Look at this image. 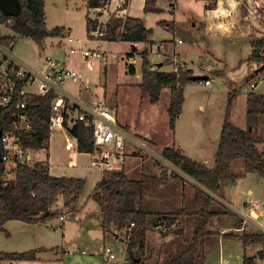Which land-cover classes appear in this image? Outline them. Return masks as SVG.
<instances>
[{
    "label": "rangeland",
    "instance_id": "obj_1",
    "mask_svg": "<svg viewBox=\"0 0 264 264\" xmlns=\"http://www.w3.org/2000/svg\"><path fill=\"white\" fill-rule=\"evenodd\" d=\"M196 1L201 2L206 11L216 8L214 0ZM189 3V0L184 1V8L181 13L178 14V20L182 26L177 28L175 32L168 28H161V30L153 31L152 39L157 42L161 41L160 44L165 46L162 50L163 53H165L169 47L163 42L164 40L182 39L185 43L177 45V47L180 51H183L185 56L188 57L187 59L190 60L194 57V51H197V49L192 48L191 46L190 31L194 28L193 22L191 19L188 21L187 17L189 14H196L197 12L189 13ZM249 3L252 9V0H250ZM233 5V7H229L231 9L235 8L236 15L234 14L233 17L228 16L229 19H226V21H230L232 17L233 22H238L235 24L236 29H239V26L244 27L247 25L248 21H250L249 17L251 15L252 26H254L259 20L255 16V13L251 14L249 8L244 4H240L239 0H236ZM253 5L258 11L260 10V7L256 6V4L253 3ZM242 6L245 7V13L244 10L241 9ZM239 7H241L240 10L243 14L238 12ZM87 12L88 8L83 0H79L78 5L76 4V0H47V27L57 28L65 26L66 28L70 26L71 29H67L69 32H66V34H71L70 36L74 39L81 40V43L83 44V46L80 47L81 49H99L102 52H107V63L94 58L85 61L81 53L71 55V63L78 67L83 79L74 85L78 86L84 84L85 87H89V93L93 97L105 101L108 106L114 109L116 108L117 111H119V117L121 119H128L133 126H137L139 129L147 131L152 135V139H145L144 136L135 134L133 129L127 127L132 135L137 138L145 139L154 150L152 152L147 150L140 152L133 151L132 148H129L122 169L127 177L132 180H139L147 177L150 182V186L147 188L144 198L142 199L140 196L136 197L138 206H141V204L143 206L148 205L153 211H159L149 217V230L147 233L149 245L143 253L139 249L138 244L135 243L132 248V255L134 257V259H132L130 256L127 257V250L125 247L127 229L120 230V240H113L114 238L112 235L113 239H110L111 237L109 238L108 234L107 236L106 234L104 235L105 231H103L101 226L87 222V218H84L83 220L82 217H77L71 215L68 211H64L62 214L66 217L64 221H62L59 216L49 221L47 225L43 227L47 232V235L44 237L45 246L51 249L50 252L53 250L52 254H50V252H47L48 254L38 253V257L33 260H4L0 261V264H46L48 258H51L54 261V264H106L107 261L105 260L103 252H105L107 246L113 247L117 255V259L110 264H162L166 257L165 251L167 247L172 245L174 248L178 236L184 238L189 237L190 235L188 233L193 230L192 222H188L185 217H179L173 222H169L168 218L170 212L175 211L177 208H181L184 203L192 201L195 197L197 187H201L197 182L187 176L180 169V166L171 164L162 156V149L166 146H171L168 145L171 140V132H169L171 128L169 126V120L165 109L166 104L169 102L171 91L169 88L165 90L160 102L161 104L158 108H155L156 106H147V110L144 109V111L141 112L144 108L143 101H140L142 94L138 93L137 89H135L136 87L133 88L131 85L133 84L135 86V82L142 81V72L141 76H132L128 74L130 73L131 65L133 67L136 65V67L140 69L142 65L140 53L145 49L149 51L151 66H155L156 63L161 61V59L155 54L156 51H154L151 57L152 50L148 45L144 46V48L140 46L137 48V53L134 55V57H140V60H134V65L131 64L134 62H129V55H133L135 51L132 50L127 43L98 41L104 38L107 29L106 22H104L106 18L102 20L101 17L100 19L98 11L93 12V18H99L97 20V22L99 21L98 24L93 23V28L96 30L99 29V32H96L94 36V38L98 40H91L87 30ZM113 16L114 15H111V17ZM111 17H109V19H111ZM93 18L92 21H94ZM227 22L225 23L226 26ZM0 29L1 33L4 30L9 34V30L5 29V25L0 24ZM66 34L64 33L62 38L56 37L48 39L44 45L45 49H40V47L30 38L18 37L13 47V53L17 59L31 65L38 62L37 58L41 52H43L42 56L45 53V55L61 59L64 57L63 50L51 48L50 46H52L51 43L56 45L59 44L60 41L67 36ZM61 43H64V41ZM231 47L232 46L227 45L222 48V51L226 54L227 58L233 59V62H231L230 65L234 66L238 64V60L242 56L239 54L235 55ZM255 63L258 65L257 67L260 66L258 62ZM261 77L264 78V74H261ZM238 80L239 97L244 101L245 94L252 90V83L259 84L255 91L264 92V83H260L259 78H255L252 83L245 82V80H241L240 77H238ZM228 84L227 87L229 88ZM194 87L191 88L193 95L199 100L200 104H203L204 106V111L202 113L199 111L197 112V109L194 111L197 112L198 117H200V115L203 118L207 117L212 128L216 123L218 116L217 110L221 105L219 91L225 90L226 88L224 87V84L219 81L213 82L211 88L201 86L198 83H196ZM145 97L146 96H142V99ZM63 131L64 130L61 129H55L52 133L51 155L53 156L55 165L52 172L53 174L78 176L85 179L86 185L80 203L77 206V209H80V211H82L81 213H83L86 207H90V205H94L95 203L90 199V195L94 192L97 182L101 180L103 169L95 167L92 164L94 157L91 153L82 155L79 154L77 149L75 150V147L72 149L71 142L67 144V138L73 139L72 135L70 132ZM259 136H264V131L260 132ZM32 156L34 157V154ZM210 158L209 165L213 168L215 158L213 156ZM33 163L35 162H32L30 165H33ZM41 163L45 164V162ZM236 167L237 165L234 166V172L237 173L240 169H237ZM243 167L244 166H242V168ZM8 177L11 178L12 176ZM230 181L223 182L218 194L214 195L216 201L225 206L228 213L219 218L212 219L209 223L208 229L217 232L227 230L224 237L231 240H226L224 241L225 244H220L217 247V251L218 253H220V251L224 252L227 256L233 254L236 262L234 264H240V261L238 260L242 259L244 253V246L241 244L243 243L241 237L244 234L259 235L261 232L258 228L252 226V224L248 223L244 226L242 220L240 221L237 220L238 218H234V209L235 211H243L244 209L242 210V208L246 206V202H258L264 209V175H260L258 172L248 173L247 177L242 176L237 180V187H233ZM182 187H184V189ZM250 188L255 192L252 197L247 194V191ZM223 196L225 199L229 198L232 200L233 206L227 205L226 201L222 198ZM59 201H63V199H60ZM85 203H87V206ZM83 205L84 207L82 208ZM63 209L64 207L62 210ZM260 223L264 226V217L260 218ZM23 225L25 224L14 222L9 228L7 227L12 235L3 231L0 232V252L21 253L18 250L24 245L31 246L33 249L36 248L34 247L36 246V236H38L36 230H31L32 234H34L31 238L32 241L23 243L22 237L27 236V232H29L28 228V230H25L22 227ZM233 226L235 229L232 228ZM242 227L244 229L239 230V228ZM56 228L57 230H55ZM164 229L167 230L164 231ZM232 239L239 240L241 243L239 241H233ZM29 243L31 245H29ZM258 244L262 243L249 244L247 246L252 247ZM70 253L72 254L71 256ZM262 253H264V250L258 253L259 258L262 257ZM55 254H60L59 256L64 254L67 255L63 259L57 260ZM213 264H220L219 258H217ZM260 264H262V262H260Z\"/></svg>",
    "mask_w": 264,
    "mask_h": 264
},
{
    "label": "trees",
    "instance_id": "obj_2",
    "mask_svg": "<svg viewBox=\"0 0 264 264\" xmlns=\"http://www.w3.org/2000/svg\"><path fill=\"white\" fill-rule=\"evenodd\" d=\"M88 9L101 8L110 0H86ZM215 4L217 0H214ZM22 13L18 17L3 14L0 22L11 29L15 36H0L4 45H9L18 37L32 39L40 48H43L50 38L61 36L63 27L48 29L46 23L45 0H19ZM145 12H160L156 7V0H146ZM12 20V23H8ZM88 33L92 30L91 19L87 16ZM133 22V23H131ZM104 39L110 41H125L131 43H150V29L135 18H111L106 26ZM253 51L250 62L264 64V38L252 39ZM136 51V48L133 47ZM131 54V53H130ZM142 58V91L150 96L152 103H157L165 88L171 91L169 105L170 127L175 130L178 118L183 112L185 102L184 90L187 84L193 82L194 73L190 69L179 66L178 72L166 73L153 69L149 59V51L140 53ZM133 56V55H129ZM130 73L135 74V68L130 66ZM257 73L251 74L246 81L255 80ZM54 93L36 97L31 103L28 114L33 128L23 137V144L31 150L40 151L48 146L51 133L52 103ZM234 104V96L230 97L228 111L222 129L221 140L215 155L214 167L197 162L185 156L180 149L165 147L162 156L180 169L201 187L196 189L192 201L186 202L168 214L169 222L179 217H185L192 222L193 230L185 239H177L176 249L166 251L163 264H202L205 261V246L211 244L216 232L208 229L212 219L228 213L225 206L216 201L223 182L234 180L232 163L244 160L251 169L264 175V150L257 146L259 141L254 137L260 120L264 117V95L254 92L248 95L247 100V129H241L230 120V113ZM14 106L0 107V129L8 125V116ZM78 141L79 152L92 153L94 149L93 133L83 124L70 131ZM0 231H5L4 225L8 221H22L29 224L44 222L56 217L58 211L53 207L60 199L64 201V208L75 211L86 182L83 179L53 177L48 166L39 162L33 165H20L16 175L9 181L5 180V164L0 163ZM7 182V184H5ZM150 182L145 178L132 180L122 171L103 173L97 183L92 199L100 206L103 213L104 231L127 229L126 246L130 258L133 257V245L138 244L141 252H145L149 245L148 230L149 217L159 211H153L148 205L138 206L136 197L144 198ZM141 200V199H140ZM148 206V207H147ZM7 233V232H6ZM8 234V233H7ZM241 240L245 246L262 243L264 234H244ZM264 258V253H262ZM35 251L24 253L0 252V261L33 260ZM140 264V263H139ZM243 264H256L255 259L244 257Z\"/></svg>",
    "mask_w": 264,
    "mask_h": 264
},
{
    "label": "crops",
    "instance_id": "obj_3",
    "mask_svg": "<svg viewBox=\"0 0 264 264\" xmlns=\"http://www.w3.org/2000/svg\"><path fill=\"white\" fill-rule=\"evenodd\" d=\"M184 1H186V0H156V7L161 9V11L155 12V13L154 12H150V13L145 12L144 9H145L146 0H110L107 2L106 5H104L101 8L88 9L87 16L91 19V21H92V18L94 17L93 12L98 11L99 12L98 16L100 17V19H101V17H102V20L104 18H106L104 21V22H106V25H107L108 21L110 20L109 17H111V15H114L111 18H120V19H123L124 21H126L127 18L139 19L147 29L151 30V33L149 35L150 43H131V42H125V41H110V40H106L104 38L100 39V40L95 39L94 38L95 33L99 32V29L96 30L95 28H93V25L98 24V22H99V21L97 22V20L99 18L96 19V17H95V19L93 18L94 21H92V29H94V30H92L88 34H89V37L91 38V40H93V41L98 40V41H109V42H113V43H127L128 46L131 47L132 50H133V47L136 48V51L133 54V56L129 57V59H130L129 62H134L131 64L135 65L134 60H136V59L140 60V57L139 58L134 57V55L137 53V48H139L140 46L144 48V46L148 45L152 50L151 57H152V54L154 53V51H156L155 54L157 56H159L161 59V61L159 63H156V65L153 66V69L158 68L162 72L172 73V72H176L175 71L176 65H177V63H180V65L184 66L185 69L192 70L194 72V76L195 75H208V77H212V83L210 85H206L204 83L205 80L193 81V82L186 85L185 90H184L185 103L183 106V112L177 120L175 130H172V129L169 130V132H171V140L168 143V145H171V146H166V147H174L176 149H180V150H182L183 154L185 156L189 157L190 159L197 161V162L205 163L209 167H211L209 165L210 159H211L210 157L213 156L215 158V155L218 151L220 140H221V135H222V129H223V125H224L226 115H227V111H228V104H229L230 97L234 96V104H233V108H232L231 113H230V120L236 126L245 130V129H247V109H248L247 100H248V95L252 92H254L258 95H264V92H262V91H255L258 88V85H259L258 83L256 84L255 88L251 87L252 90L249 91L247 94H245V101L239 97L240 93L238 92V90H239L238 77H240L241 80H245V82H246L247 77L250 76L252 74V71L255 70V68H256V66H255L256 63L250 62L249 58L252 55V51H253L252 39H254V38L261 39L264 36V18H263L264 0H252V2L254 4H256V6L260 7L259 20L256 22V24L253 23L255 25L252 26V19H251L250 21H248L247 25H245V26L243 25L244 27L239 26L238 27L239 29H236V27H235V24L238 22L232 21V19H233L232 17L235 14V8H233V9L230 8L231 6L232 7L234 6L233 3H235L236 0H217L216 1V8L213 10H207V11L205 10V7L202 6L201 2H197L196 0H189V2H190L189 8H188L189 13L197 12L196 14H189V16L187 17L188 21H190V19H191V21L193 22V28H194L190 31V37H191V42H192L191 46H192V48L197 49V51H194V53H195L194 57L190 60L187 59L188 57L185 56L184 52L180 51V49L177 47V45H181V44L185 43L182 39H181L182 43H179L178 42L179 40H177V39L164 40L163 42L169 46L165 53L162 52V50L164 48H162V47L160 48V46H159L161 41L157 42L156 40L152 39L153 31L161 30V28H168V29L174 30V32H175L177 30V28L182 26V25H180V21L178 20V14H180L184 8L183 7ZM78 2H79V0H76L77 5H78ZM83 2L85 3L86 7L88 8L87 1L83 0ZM205 4H206V2H205ZM46 5H47V0H45V6H44L45 13H46ZM240 8L241 7H239L238 12L243 14L242 11L240 10ZM241 9L244 10V13L246 12L244 6H242ZM46 16H47V13H46ZM228 16H232V17H231V20L230 21L227 20L228 21L227 22L226 19H229ZM46 19H47V17H46ZM226 22H227V26L225 24ZM131 23H133V22H131ZM87 27H88V20H87ZM54 28H56V27H54ZM63 28H64L63 33L58 38H62L64 33L66 34V32H69V31H67V29L68 30L71 29L70 26H68L66 28H65V26H63ZM5 29L9 30V34L3 30L2 33L0 32L1 33L0 36H3V37L15 36V33L11 29H9L6 26H5ZM48 29L51 30L53 28L49 27ZM5 32H6V34H5ZM255 33H257L258 36H260V38H258V36H256ZM66 35L70 36L71 34H66ZM66 37H64V39H62L60 41V43L62 41L65 42ZM50 39H53V38H50ZM59 44L56 45V44L51 43L52 46H50V47L61 50ZM78 45H79V51L76 53H81L80 47H82L83 44L81 43ZM227 45L232 46L231 48L233 49V52L235 55L239 54L242 56L241 58H239L237 65H234V66L230 65V63L233 62V59L227 58L226 54L222 51V48L227 46ZM97 48H100V47H97ZM40 49H45V47L40 48ZM42 53L43 52H41L39 54V57L37 58L38 62H35L32 65L29 63H26L22 60L21 61L26 63V64H29L31 66L41 68L43 63H44L45 58L49 56V55H45V53L42 56ZM82 56H83V54H82ZM83 58H84V56H83ZM57 59H60V58H57ZM61 59L66 60L68 65L70 67H72L73 69H75L76 71H78V73L81 76V73L78 70V67L75 64L71 63L70 57L68 59H66L65 57H63ZM134 68H135V74H131V73H128V74L132 75V76H139V75L141 76L142 65H141L140 69L138 67H136V65ZM255 73H257L256 79L259 78V80H260L259 82L264 83V78L261 77V74H264V71L258 72V69H257V71H255ZM260 77H261V79H260ZM81 79H82V77H81ZM140 79H141V77H140ZM215 81H219V82L223 83L224 87L226 89L219 91V97H220L221 105H220V108L217 110L218 116H217L216 123L211 128L207 117L203 118V117H201V115H200V117H198L197 112L199 111L200 113H202L204 111V106H203V104H200L199 100L193 95V91L191 88H193L196 83L200 84L201 86L211 88L213 82H215ZM141 82L142 81L135 82L136 83L135 86L133 84L131 85V86H133V88L136 87L135 89H137L138 93L142 94L140 101L141 100L143 101L144 108L141 110V112H143L144 109L147 110V106H156L155 108H158L161 104L160 102H161V99L163 97V94H164L165 90L168 88H165L163 90L161 98L157 103H152L150 100V96L142 91V89L140 87ZM228 82H229V84H228ZM252 82H254V80L253 81L251 80V82H249V83H252ZM74 84H77V83H70L68 85V89L79 100L84 101L85 103H92L95 100H100L96 97H93L89 93V91H88L89 87H85L84 84H82V85L80 84L78 86H75ZM227 84L229 85V88L227 87ZM142 96H146V97L144 99H142ZM170 100H171V95L169 97V102L165 106L167 116H168V120H169V126H170V117H169L168 110H169ZM195 109H197V112L194 111ZM118 119H119V122L124 126V128L129 133H130L129 129H133L135 134H139L141 136H144L145 139L146 138L152 139V135L149 132L143 131L142 129H139L137 126H133L128 121V119H126V118L121 119L119 117V111H118ZM56 129H61V130L70 132L69 130H67L65 128H59L58 127ZM54 131L55 130H53V132ZM262 131H264V117L261 118L258 128L254 131V137L259 141L257 146L260 150L263 151L264 150V136H259L260 132H262ZM132 136H134V135H132ZM51 137H52V134H51ZM51 137H50L48 146L46 148H44L40 151L32 150V153L34 154V157L32 156L33 157L32 162H35V163L45 162V164L48 166L50 175L53 177H67V178L83 179V178H80L78 176H68L65 174H63V175L53 174L52 170L55 167V165H54L53 156L51 155ZM72 138L73 139L67 138V144L69 142H71V148L73 149L75 147V150L77 149V151L79 152L78 141L74 136H72ZM135 138H137V137H135ZM137 139H140L143 141L145 140V139H141V138H137ZM153 150L154 149H152L150 146V149L148 151L152 152ZM79 154L83 155V154H90V153L79 152ZM32 162H31V164H32ZM35 163H33V164H35ZM236 165H237L236 168L240 169L237 173L234 172V166H236ZM242 166H244V167L242 168ZM231 168H232L233 173L235 174V179L231 180V181L228 180V181H230V183H232L233 187L238 186L237 180L240 179V177H242V176L247 177L248 173L258 172V171H255L254 169H251L249 164L246 163V161H244V160L234 161L232 163ZM258 173L260 175L262 174L260 172H258ZM83 180H85V179H83ZM182 188L184 189V187H182ZM92 194L90 195L91 200H93L91 197ZM222 194H223V191H222ZM247 194L250 197H252V196H254L255 192H254V190H252L250 188V189H248ZM81 196H82V194H81ZM81 196H80L77 204L75 205V211L74 212H71L70 210H68L66 208H64L62 210V208L65 206L64 201H58V203L53 207L54 212L58 211V212H56L57 213L56 217H54L53 219L60 216V219H61V217H64V219H61L62 221H64L66 217L62 214L64 211H68L71 215H75L77 217H82L83 220H84V218H87L86 219L87 222H91L95 225L101 226L103 228V231H104L102 209L94 200H93L95 202L94 205H90V207H86L83 213H81L82 211H80V209L79 210L77 209V206L80 203ZM222 198L224 201H226L227 205L233 206L232 200H230L229 198L225 199L224 196ZM87 203H85L86 206H87ZM250 203L251 202L245 203L246 206L242 208V210L244 209L243 211H235V209H234V213H235L234 218H238L237 220L241 221L242 215L249 214ZM83 207H84V205L82 206V208ZM261 217H264V215ZM261 217L256 218V219H251L249 221V223L252 224V226H254L255 228H258L260 230V232L262 233L261 226L262 227H264V226L260 223ZM51 220L52 219L44 221V222L43 221L38 222L35 224H29V223L18 221V220L8 221L5 223L4 228L6 229V232H7V231H9V229H7V227L9 228V226L11 224H13L14 222H19V223L25 224L22 227L25 230L29 229L28 230L29 232H27V236L22 237L23 243H26L27 241H32L31 238H32V236H34V234H32L31 230H36V234H38V236H36V240H35L36 241V246H34V247H36V248H34L35 250L33 248H31V246H25L24 245L18 251H20L21 253L29 252V250L35 251V257L37 258L38 253L48 254L47 252H50V250H51L50 248L45 246V238L44 237L47 235V232L43 229V227L45 225H47V223ZM232 228H234V226ZM234 229H232V230H234ZM55 230H57V228ZM211 231H214V230H211ZM226 231L225 230H223L222 232L214 231V232H217L218 234L216 236H214V238L211 239V240H213V242L211 244H206V246H205V261L202 264H213L217 258H219L220 264H234V263H236L235 258L233 257L234 256L233 254H229L227 256L224 252L220 251V253H218V251H217V247L220 244H222V243L225 244L224 241L231 240V239H227L226 237H224V234L226 233ZM0 232H2V231H0ZM3 232H5V231H3ZM7 233L12 235L10 231ZM105 234H106V236L108 234V237L109 238L111 237L110 239L114 238L113 240H120V234L116 231L109 230L108 232H104V235ZM111 235L113 236V238ZM177 239H185V238L178 236L176 238L175 247L173 248V246L170 245L167 247L166 251L169 250L170 248H172V249L176 248V243L178 241ZM236 239L235 240L232 239V240L233 241H239ZM30 243H29V245H31ZM241 244L244 246V253L242 255V259L238 260V261H240V264H243L245 256L254 258L256 264H260V262H262V264L264 263V258H262V257L259 258V256H258V253L264 250V247L262 244L254 245L252 247L251 246H249V247L245 246L244 243H241ZM125 247L127 250L126 244H125ZM166 251H165V254H166ZM52 253H53V250L50 252V254H52ZM104 253L105 252H103V255H104ZM59 255L60 254H55V256L57 257V260L63 259L64 257H66L67 254H64L61 256H59ZM71 255L72 254L70 253V256ZM127 257H129L128 252H127ZM51 261L54 262L51 258H48L46 260V264L48 262H51ZM163 262H162V264H163ZM43 264H45V263H43Z\"/></svg>",
    "mask_w": 264,
    "mask_h": 264
},
{
    "label": "built area",
    "instance_id": "obj_4",
    "mask_svg": "<svg viewBox=\"0 0 264 264\" xmlns=\"http://www.w3.org/2000/svg\"><path fill=\"white\" fill-rule=\"evenodd\" d=\"M249 1L239 0V3L246 5L251 14L255 13L259 19V11L253 2L251 9ZM3 14L0 10V20ZM249 18L251 20L252 15ZM8 23H12V20H8ZM0 24L2 23L0 22ZM255 35L258 36L257 33ZM16 41L17 39L9 45H4L0 41V107L14 106L8 116V125L0 129V149L2 163L5 164L6 181L15 177L16 170L20 165L31 164L32 150L23 144V137L33 128L28 110L36 97L45 96L51 92L55 94L50 121L52 132L58 127L71 131L80 124L90 129L94 140V149L91 153L94 157L92 164L102 168L103 173L122 171L129 148L140 152L150 149V145L145 140L132 136L119 122L116 108L108 106L103 100L85 103L69 91L68 85L79 83L81 76L78 71L68 65L66 60L48 56L41 68L23 63L13 53ZM178 42L182 43L181 40ZM78 44H81V40L71 36H67L65 42L59 44L66 59L79 51ZM159 46L165 48L164 45L160 44ZM80 51L85 60L94 58L102 60L104 63L108 61V55L99 49H80ZM179 66L182 65L177 63L176 72H178ZM255 66L252 74L260 67H257V64ZM204 83L210 85L212 77H208ZM251 87L255 88L256 84L252 83ZM249 210V214L242 215L244 226L251 219L264 215V209L258 202H251ZM243 229V227L239 228V230ZM166 230L164 229V231ZM261 230L264 234V227L261 226ZM104 257L108 264L116 260L117 255L114 248L107 246ZM47 264L54 263L48 262Z\"/></svg>",
    "mask_w": 264,
    "mask_h": 264
},
{
    "label": "water",
    "instance_id": "obj_5",
    "mask_svg": "<svg viewBox=\"0 0 264 264\" xmlns=\"http://www.w3.org/2000/svg\"><path fill=\"white\" fill-rule=\"evenodd\" d=\"M0 10L10 16L18 17L22 13V8L19 0H0ZM264 71V64L258 68V72ZM208 75H195L193 81L207 80ZM1 134V132H0ZM0 163H2V153L0 149ZM1 187V181H0Z\"/></svg>",
    "mask_w": 264,
    "mask_h": 264
}]
</instances>
